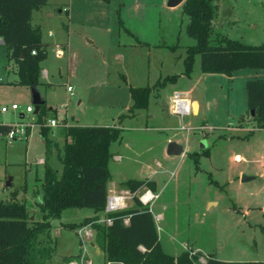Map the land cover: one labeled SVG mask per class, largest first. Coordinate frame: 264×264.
Wrapping results in <instances>:
<instances>
[{
    "label": "rangeland",
    "instance_id": "1",
    "mask_svg": "<svg viewBox=\"0 0 264 264\" xmlns=\"http://www.w3.org/2000/svg\"><path fill=\"white\" fill-rule=\"evenodd\" d=\"M184 1L170 7L167 0H48L33 11L31 25L40 28L41 41L48 44L36 89L49 108L44 116L48 137L58 147L53 142L47 150L34 113L23 119L33 121L26 138L0 137V201L12 200L15 192L13 200L25 204L30 220H41L40 160L61 171L62 128L111 126L123 113L130 119L123 120L120 137L110 144L108 185L154 181L158 198L148 206L154 219L162 215L155 221L162 249L174 256L193 250L224 261L264 260V128L250 118L244 88L248 80L264 79V69H237L230 76L204 73L195 54L186 74L184 58L195 39L186 32ZM214 4L212 39L221 34L264 44V0ZM58 48L63 55H56ZM129 86L150 87L146 108L130 111ZM176 93L197 99L199 112L174 114ZM13 103L19 109L3 113L0 123L18 121L28 105L35 109L30 86L19 83L17 66L0 43V107ZM52 118L55 127L47 125ZM170 142L182 145L183 153L168 155ZM242 175L254 179L243 182ZM133 202L126 200V208ZM96 213L99 220L105 216V210ZM96 213L67 208L51 219L49 233L39 236V246L53 247L44 264H61L68 256L79 261L78 228L63 224ZM90 229L88 257L92 264H107L103 253L95 252ZM204 257L197 264H204Z\"/></svg>",
    "mask_w": 264,
    "mask_h": 264
},
{
    "label": "trees",
    "instance_id": "2",
    "mask_svg": "<svg viewBox=\"0 0 264 264\" xmlns=\"http://www.w3.org/2000/svg\"><path fill=\"white\" fill-rule=\"evenodd\" d=\"M47 1L0 0V39L17 66L19 83L29 86H36L39 82L40 63L47 57L48 47L41 41L40 28L31 25L32 13ZM183 12L188 16L186 32L195 39L184 58L186 74H190L195 54H199L200 69L204 73L230 76L237 69H264V44L248 45L221 34H215L212 39V21L216 15L214 0H185ZM32 50L35 54L31 53ZM244 88L250 118L257 127L264 128V79L248 80ZM129 92L130 111L146 108L150 87L130 86ZM48 110L43 103L36 113V123L40 125L39 132L47 150L53 145L48 137L49 127L44 122ZM122 117L119 116L120 121ZM8 128V124H0L1 132ZM121 132L122 128L116 124L62 128L64 143L57 154L61 171H55L48 162L44 164L42 196L38 202L41 220H30L25 204L13 200L15 192L12 200L0 201V264H44L48 261L53 247L39 246V236L49 233L51 219L58 218L63 210L88 207L95 213L104 212L110 180L109 147ZM122 185L130 192L142 187L155 190V183L147 179L127 180ZM133 200L128 208L105 213L111 218L109 225L99 222L100 216L96 213L80 223H64L63 226L76 229L91 224L95 231L94 240L108 264H197L198 259L204 257L193 250H184L178 256L166 253L161 247L149 207L142 205L137 198ZM204 258V264H264V260ZM71 261L74 256H68L61 264Z\"/></svg>",
    "mask_w": 264,
    "mask_h": 264
},
{
    "label": "built area",
    "instance_id": "3",
    "mask_svg": "<svg viewBox=\"0 0 264 264\" xmlns=\"http://www.w3.org/2000/svg\"><path fill=\"white\" fill-rule=\"evenodd\" d=\"M31 53L35 54V50H32ZM56 55L61 56L63 55V52L58 48L56 49ZM66 89L71 94L72 87L68 85ZM171 103H172V112L174 114L183 115L192 112L191 101L186 97H180L178 93H176L171 98ZM18 109H19V105L15 103L11 104L9 107L1 106L0 116L9 110L15 111ZM27 113H34V109L32 106L29 105L26 106L24 112L20 113V119L16 122H12L8 124L9 128L6 132L0 131V137H6L9 141L26 138L29 130L33 126L32 120L23 121L25 114ZM47 125L50 127H55L58 125V122L55 118H52L48 121ZM42 162L43 160L40 161V163ZM134 198H137L142 205L148 206L158 198V194H156L153 190H151L148 187L140 188L135 192H130L128 189L117 190L112 186H108V196L105 205V213H111L126 208L128 206L126 200H133ZM156 219L157 220L160 219L159 215L156 217ZM98 221L103 222L107 225L111 224L112 222L111 218L106 215L104 216L103 219ZM125 222H127V220H125ZM90 227L91 224H87L77 229L76 233L79 236V240L81 242V246H80L81 251L78 253L79 261H71L68 264H92V260L88 257V252H87V243L89 242V239L93 236ZM140 249L143 250L142 247H140Z\"/></svg>",
    "mask_w": 264,
    "mask_h": 264
},
{
    "label": "water",
    "instance_id": "4",
    "mask_svg": "<svg viewBox=\"0 0 264 264\" xmlns=\"http://www.w3.org/2000/svg\"><path fill=\"white\" fill-rule=\"evenodd\" d=\"M184 0H167V5L170 7L177 6L180 3H182ZM31 94H32V101L35 106L34 114H36L39 110L40 105L44 103V101L41 99L39 92L36 89L35 85H31ZM250 114H253V111L250 112ZM183 153V146L180 144H177L175 142H170L167 146V154L168 155H181ZM251 176H245L242 175L241 181H247L251 179ZM7 185H10V182L7 183Z\"/></svg>",
    "mask_w": 264,
    "mask_h": 264
},
{
    "label": "crops",
    "instance_id": "5",
    "mask_svg": "<svg viewBox=\"0 0 264 264\" xmlns=\"http://www.w3.org/2000/svg\"><path fill=\"white\" fill-rule=\"evenodd\" d=\"M0 43H2V41H1V39H0ZM3 44V43H2ZM15 64V63H14ZM45 75V77L47 76V72L45 71V73H44ZM130 87V86H129ZM130 93V92H129ZM132 101V100H131ZM191 104H192V113L194 114V115H196L198 112H199V108H200V104H199V101L197 100V99H193V100H191ZM195 104V105H194ZM120 115H123V117L121 118V121L119 120V117H117V121H118V123H116V122H114L112 125H114L115 123H116V125H118L119 127H121L122 128V130H123V126H121V123L123 122V120L124 119H130V117L129 116H127V115H125V114H123V113H121V114H119L118 116H120ZM97 125H102V124H97ZM104 125V124H103ZM108 126V125H107ZM110 126V125H109ZM52 140V139H51ZM52 142H54L53 144L54 145H56V147H58V145H57V143L55 142V141H53L52 140ZM115 157V156H114ZM119 157V156H118ZM117 157V158H118ZM41 160H43V159H41ZM40 160V161H41ZM45 162H47L46 160H43V162L42 163H44L45 164ZM263 163H264V159H263ZM252 179H254V177H252L250 180H252ZM147 180H150V181H153V180H151L150 178H147ZM154 182V181H153ZM122 185L120 184L119 186H117L116 188H115V185H114V188L115 189H117V190H122L121 187ZM155 190H156V185H155ZM155 190H154V192H155ZM159 217H160V219L162 218V215H159ZM156 221V220H155ZM159 236V235H158ZM95 252H96V254L97 255H100V253H101V251L99 250V248H95Z\"/></svg>",
    "mask_w": 264,
    "mask_h": 264
}]
</instances>
